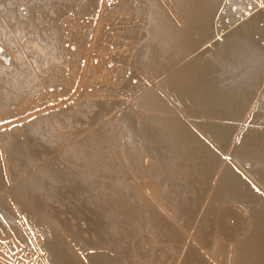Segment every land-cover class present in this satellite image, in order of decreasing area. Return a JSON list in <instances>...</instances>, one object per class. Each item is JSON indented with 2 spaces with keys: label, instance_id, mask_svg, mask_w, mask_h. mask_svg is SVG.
<instances>
[{
  "label": "bare ground",
  "instance_id": "obj_1",
  "mask_svg": "<svg viewBox=\"0 0 264 264\" xmlns=\"http://www.w3.org/2000/svg\"><path fill=\"white\" fill-rule=\"evenodd\" d=\"M157 1L127 4L157 81L117 110L74 100L110 0H0V264H264V0ZM184 46L213 75L202 115L237 128L176 109Z\"/></svg>",
  "mask_w": 264,
  "mask_h": 264
},
{
  "label": "rangeland",
  "instance_id": "obj_2",
  "mask_svg": "<svg viewBox=\"0 0 264 264\" xmlns=\"http://www.w3.org/2000/svg\"><path fill=\"white\" fill-rule=\"evenodd\" d=\"M129 1L130 0H110V3L102 8L100 16L96 19L97 23L95 22V17H93L94 13H90L92 11L89 12L92 15H89V17L88 15H85L82 20L81 33L83 34V44L81 50L82 53L78 58L83 56L82 60L79 58L83 69L81 72L82 74L80 73L81 77L77 87V89L79 88V94L77 95L79 98L75 96V101L77 99L84 102L90 97H95L97 99V97L111 98L118 95V99H124L122 100V103L125 100H130L128 103L126 101L124 102L129 104L133 103L136 97L145 91L142 88L143 86L148 88L147 84H150V88H154V83L158 78H155V75L152 72L153 69L155 72V67L150 66V70H143L144 68L141 69L143 66L140 67L142 61L140 56L143 48L139 41L145 40L143 38L147 34L146 23L144 24L145 21H143V11L146 13L147 11L144 9H136V14L133 17L134 19H132L133 14H131L128 9L129 7L127 8ZM91 10H93V8ZM153 16H156L155 13H153ZM226 19H224V21ZM92 20L94 21L92 22ZM135 21L138 24V28L135 27ZM135 32L137 35L134 34ZM129 34H134L133 38H131V35ZM135 37L137 40H135ZM122 41H124L125 44L122 43ZM128 43L130 45H128ZM122 45L124 46L122 47ZM148 48L146 52L150 54L151 50ZM127 49L130 52L127 51ZM200 52L201 48H190L188 46L182 48L178 47L175 51V68L179 73L180 70L184 71L185 75L182 77L189 82V84L185 83L186 88L185 90L183 89V94L186 98L176 107V109L180 108L182 112H188L190 114L189 120L194 125L196 122L204 123V121L207 122V120H212L226 125L230 124L237 128L238 125L243 123L240 122L241 120L211 119L204 117L201 113V111H206L208 107L205 103L209 96V93L206 91V84L212 79L213 75L210 67L204 66V61L202 59H199L196 63L193 62L195 56ZM117 53L122 55V57H119V54ZM149 54L144 56L148 55L150 57L147 56V58H149V60L151 58L152 60L151 56L153 54ZM179 76L181 75H178V77ZM155 79L156 81L153 82ZM74 93L75 92L70 95L72 96ZM204 95L206 96L204 97ZM68 98L69 97H67V99ZM203 100L204 103L200 104ZM126 104L121 105V102L118 103L119 108H117V110L123 109L122 106H125ZM228 110L231 111V109ZM174 118L180 117L176 115ZM245 124L247 125L246 128H248V130L251 129L257 134L262 131L260 128L263 126L257 123L256 119H252L248 124ZM246 132L247 129L240 131V134L242 133V139L238 147L242 153L244 145L252 149L254 143L257 141L256 139H250L249 142H246L244 139ZM234 134H236V132Z\"/></svg>",
  "mask_w": 264,
  "mask_h": 264
}]
</instances>
